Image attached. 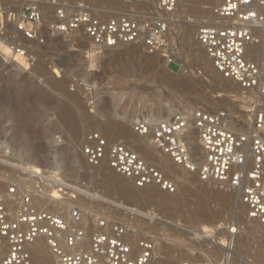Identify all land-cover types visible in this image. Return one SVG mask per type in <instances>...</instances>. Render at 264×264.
<instances>
[{"label": "rangeland", "instance_id": "obj_1", "mask_svg": "<svg viewBox=\"0 0 264 264\" xmlns=\"http://www.w3.org/2000/svg\"><path fill=\"white\" fill-rule=\"evenodd\" d=\"M41 1L45 4L43 42L26 45L34 62L21 65L9 55L8 59L0 55V193L23 178L22 169L35 164L44 169L47 164L44 158L48 155L59 166L64 181L80 194L71 204L88 214L89 227L94 226L96 216L137 227L138 235L129 239L132 243L141 237H151L157 243L158 255L152 264H205L207 260L220 264L224 251L220 246L228 242L222 236L231 226L238 231L235 238L241 240L233 243L231 264H264V231L245 218V212L236 204L237 196L203 184L187 172L170 173L164 165L134 148L132 130L135 119H142L166 103L199 106L210 114L226 112L240 121L245 130L250 108L257 102L263 109V97L242 91L215 72L196 41L199 26L194 23L176 22L169 27L167 40L175 57L184 63L182 69L177 62L167 66L140 45L101 50L79 34L53 36L48 31L53 11L65 0ZM193 1L177 0L173 19L206 22L212 0L204 4ZM156 3V0H94L89 8L104 20L128 17L142 21L158 16ZM24 5L23 0H0V15L17 16ZM194 6L205 17L197 18L192 13ZM4 22L0 26V43L9 48L21 45L13 25L6 18ZM15 63L20 66L14 67ZM62 105L69 106L76 115L78 134L65 124ZM181 114L188 117L186 110ZM121 129L126 132L124 139L118 137ZM90 132L101 134L109 144H123L156 165L173 185V193L163 191L173 200L162 202L152 198L132 179L110 172L107 164L88 165L80 147ZM145 140L150 143L149 138ZM44 203L41 206L51 204ZM247 223L249 229L245 227ZM214 233L220 246L203 238ZM36 248L35 257L40 251L46 264H54L48 252ZM191 248L195 252L189 253ZM33 262L38 264L36 259Z\"/></svg>", "mask_w": 264, "mask_h": 264}, {"label": "built area", "instance_id": "obj_2", "mask_svg": "<svg viewBox=\"0 0 264 264\" xmlns=\"http://www.w3.org/2000/svg\"><path fill=\"white\" fill-rule=\"evenodd\" d=\"M23 1L19 14L7 18L22 43L12 47L9 56L29 66L34 59L26 45L43 42L45 4L41 0ZM93 1L65 0L56 5L50 34H79L101 50L140 45L167 66L175 65L167 35L168 15L175 12L177 0H156L158 16L142 21L128 17L101 19L89 8ZM210 11L213 19L199 26L195 38L213 69L242 91L264 97V51L260 63L245 57L252 31L264 29V0H212ZM227 117L226 112L197 110L189 118L181 114L155 124L139 119L132 130L149 137L154 150L203 184L236 195L245 218L264 231V109L257 102L250 108L246 130L240 134L228 129ZM192 131L204 153L201 166L196 165L187 145L186 135ZM80 152L88 165L105 162L115 174L132 179L137 187L155 185L164 192H174L157 168L123 144H108L97 132L85 136ZM22 170L23 178L0 193V264H33L30 246L39 239L54 264L151 263L157 249L154 239L141 237L132 243L129 239L138 235L137 227L104 216L94 217L90 228L89 216L81 207L73 205L64 210L53 206L66 199L74 202L80 195L59 172ZM48 198L52 205L41 206ZM223 250L220 264H231L233 241L229 239ZM205 264L214 263L207 260Z\"/></svg>", "mask_w": 264, "mask_h": 264}, {"label": "bare ground", "instance_id": "obj_3", "mask_svg": "<svg viewBox=\"0 0 264 264\" xmlns=\"http://www.w3.org/2000/svg\"><path fill=\"white\" fill-rule=\"evenodd\" d=\"M17 1H21V0H17ZM208 1L209 0H194L193 2H195L196 4H204V3H208ZM15 3V2H14ZM23 3V2H22ZM21 3V4H22ZM191 7L193 6V5H190ZM190 7V8H191ZM189 8V7H188ZM189 8V9H190ZM195 6L193 7V9H194V11L192 12V13H194V15H196V17L197 16H201V17H205V14H202L201 12H200V10H195ZM188 9V10H189ZM202 9V8H201ZM17 10V9H16ZM189 11H192V10H189ZM15 13H17L16 11H14ZM205 13V12H204ZM207 14V13H206ZM9 15V14H8ZM14 15V14H13ZM172 15H174V13H172V14H170V15H168V19H169V27H171V26H173L174 25V23H176V22H181V23H184V24H188V23H194L195 25H198V26H200L202 23H204L203 21H202V19H196L195 21H189V20H179V21H177V20H174L173 18L174 17H172ZM209 15H210V17H209ZM12 16V15H11ZM10 16V17H11ZM207 16L209 17V19L207 20V21H211L212 19H213V16H212V14H211V11L209 12V14H207ZM5 18H6V20H7V18L8 17H6V15H5V17H3V15H2V21H0V26H2L5 22H4V20H5ZM198 18V17H197ZM187 27H190V25H186ZM199 28V27H198ZM174 37V36H173ZM174 39V38H173ZM172 41V40H171ZM174 44V43H173ZM29 45V44H28ZM174 45H176V44H174ZM28 47V46H27ZM133 47H134V45H133ZM11 48H9V47H7V45H5V44H3V43H0V55L1 56H3V58L4 59H8V55L10 54V52H11V50H10ZM27 50H28V48H27ZM30 50V49H29ZM28 50V51H29ZM5 51H6V53L7 54H5ZM263 51H264V29H256V30H254V31H252V42L250 43V44H248L247 45V47H246V54H245V57H247V59H249V60H252V61H254V62H261V60H262V54H263ZM136 52V51H135ZM260 54H261V56H260ZM176 55V54H175ZM9 58H11L10 56H9ZM175 59H174V61L175 62H177L180 66H181V68L182 69H184V63L182 62V61H178V59H177V56L176 57H174ZM258 58H260L259 59V61H257L258 60ZM12 61H17V62H19V64H21L22 65V62L20 61V60H12ZM13 64H14V62H12ZM166 63V62H165ZM14 67L15 66H17V67H19L18 66V64L16 65V63H15V65H13ZM234 83V82H233ZM236 85V84H235ZM263 100H264V97L262 98ZM197 109L198 110H201V109H204V108H201V107H199V106H196V107H190V106H186V105H184V104H180V103H178V104H170V103H166L164 106H159L158 108H156L154 111H150L147 115H144L143 117H142V119L143 120H146L149 124H155V123H157V122H161V121H167V120H169V119H171L172 117H174V116H177V115H181V113H183L184 112V110H186V112H188V117H190L192 114H193V112L191 113V111H197ZM264 109V108H263ZM206 110V109H205ZM205 110H203V111H205ZM60 111H61V114H62V117H63V120H64V122H65V124L67 125V126H69L74 132H75V134H78V123H77V117H76V115L74 114V112L69 108V106H67V105H62L61 106V109H60ZM194 111V112H195ZM205 112H207V111H205ZM209 113V112H208ZM213 114H216V113H213ZM187 117V116H186ZM138 119H135L134 121L136 122ZM133 121V122H134ZM227 121H228V129H230V130H232V131H234V132H236V133H238V134H240V133H243V132H245V130L243 129V127H241L240 125V121H238V120H236V119H234V118H232V117H230V115H228V117H227ZM237 127H239L238 129H236ZM243 129V130H242ZM72 131V132H73ZM74 135V134H73ZM187 136V145H188V148H189V150H190V153H191V155L193 156V158H194V160H195V163H196V165H198V166H201L202 165V163H203V161H204V153H203V151L199 148V145H198V142H197V135H196V132L195 131H192V132H190L189 134H187L186 135ZM75 137V136H74ZM118 137L121 139H124V138H126V132L123 130V129H121L120 131H119V133H118ZM134 138V140H133V142H135L134 143V148H136L137 150H140L143 154H144V156L145 157H148V158H150V159H152V160H155L154 162L156 163L157 162V164H159V165H164L166 168H167V170L170 172V173H172L173 171H175L176 172V170L177 171H179V172H181L182 174H185L186 172H185V170H183L182 168H179V167H177V166H175L174 164H172L165 156H163V155H161L159 152H157L156 150H154L152 147H151V145H150V143H147L146 142V140L145 139H147V138H149V137H142V136H139V135H137V134H135L134 136H133ZM109 144V143H108ZM128 148V147H127ZM129 150H131L130 148H129ZM132 151V150H131ZM133 152V151H132ZM134 153V152H133ZM135 154V153H134ZM137 155V154H136ZM140 157V156H139ZM45 161H47V164L45 165V166H43L44 167V169H42V170H46V171H51V172H60L59 170H60V168H59V166L56 164V163H53V161H52V159H51V157L50 156H45ZM140 159H142L141 157H140ZM144 162H146L144 159H142ZM37 163V162H36ZM147 164H150L151 166H154L155 168H157L158 169V167L156 166V165H154V164H152V163H149V162H146ZM34 164H35V162H34ZM105 164V162H102L101 164H99V166H101V165H104ZM108 167V166H107ZM33 170H41V169H39V166L37 167V165L35 164L34 166H32L31 167ZM108 169H109V171L110 172H112V170L108 167ZM159 171H160V169H158ZM161 173H162V171H160ZM61 174V173H60ZM187 174V173H186ZM162 175H163V177H164V179L166 180V181H170V179H168V178H166L165 177V175H164V173H162ZM190 175V174H189ZM192 176V175H191ZM196 177V176H195ZM197 178V177H196ZM172 182V181H171ZM142 189L143 190H146V192H148V194H150V196L152 197V198H155V199H158V200H160V201H162V202H169V201H171V200H173V199H169V197L170 196H165V194H164V192L159 188H157L155 185H145V186H143L142 187ZM219 194H217V196H218ZM220 198V197H219ZM222 198H223V196H222ZM48 199H50V198H48ZM67 201H65V202H61L60 204H55L54 203V205H57L58 207H61V208H64L65 206H67V205H71V206H73V203L71 204V200H68V199H66ZM238 200V199H237ZM48 202H49V200H47ZM47 201H45V202H47ZM50 203H52V200L50 201ZM237 206L242 210L243 209V211H244V208L239 204V201H237ZM240 211V210H239ZM241 212V211H240ZM206 213L204 212V215H205ZM207 215V214H206ZM206 215H205V217H206ZM244 215V214H243ZM204 217V216H203ZM257 226H259L258 224H257ZM246 227V229H249L248 228V223H247V226H245ZM221 229V228H220ZM251 229V228H250ZM261 229V228H260ZM218 230V229H217ZM231 230V231H230ZM245 230V229H244ZM243 230V231H244ZM262 230V229H261ZM186 231V230H185ZM216 231V230H215ZM246 231H248V230H246ZM263 231V230H262ZM187 232V231H186ZM235 232V234L234 235H230L231 233H234ZM238 231H236L234 228H232V226L231 227H228L226 230H225V235H223L222 236V238H225L226 237V239H227V241L230 239V240H232L233 241V243H235L234 241L237 239L238 240V238H235V237H238V236H235L236 235V233H237ZM251 232H252V230H251ZM249 233V232H248ZM255 233V232H254ZM215 234V233H214ZM222 234H224V232L222 231ZM239 234H241L240 232H239ZM242 234H247L246 232H244V233H242ZM200 235V234H199ZM241 236V235H240ZM263 236V235H262ZM203 237V236H202ZM204 238V240L205 241H207V242H209L210 244L212 243H215V245L217 244V246H220L221 244H219L217 241H218V238H216V234L214 235V236H210V237H203ZM212 238L214 239V240H212ZM242 238H245V237H243V235H242ZM262 238H264V237H262ZM241 239V238H240ZM236 240V241H237ZM244 240V239H243ZM238 241H241V240H238ZM225 243H226V241H225ZM39 245V246H38ZM213 247H214V245H212ZM217 246H215V247H217ZM223 246L224 245H221L220 247H221V250H223ZM35 247H37L36 248V250H40V249H43L44 251H46V252H48V250H47V248H46V246H45V244H44V242H43V240H41V239H39V240H37L34 244H32L31 246H30V252H31V256H32V262H33V260L34 259H36V262H38V264H46V262L44 261V259H43V257H41L40 256V251H38L37 252V257H35L34 256V252L33 251H35ZM218 248V247H217ZM193 250H195V249H193V248H191V249H189L188 251H189V253L191 252V253H193V252H195V251H193ZM224 252V251H223ZM49 253V252H48ZM187 254V253H186ZM50 255V254H49ZM157 255H158V250L156 249V251H155V253H154V257H153V259H152V261H151V263L150 264H152V262H153V260L154 259H157ZM33 264H34V262H33Z\"/></svg>", "mask_w": 264, "mask_h": 264}, {"label": "clouds", "instance_id": "obj_4", "mask_svg": "<svg viewBox=\"0 0 264 264\" xmlns=\"http://www.w3.org/2000/svg\"><path fill=\"white\" fill-rule=\"evenodd\" d=\"M5 54H7L6 51H5Z\"/></svg>", "mask_w": 264, "mask_h": 264}]
</instances>
